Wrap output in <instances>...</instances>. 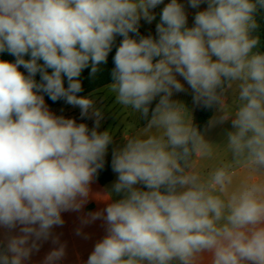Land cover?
Masks as SVG:
<instances>
[{"label": "clouds", "instance_id": "1", "mask_svg": "<svg viewBox=\"0 0 264 264\" xmlns=\"http://www.w3.org/2000/svg\"><path fill=\"white\" fill-rule=\"evenodd\" d=\"M262 19L264 0H0V55L14 58H0V228L18 230L0 264H25L49 240L43 264H59L53 229L90 198L104 207L81 223L104 235L85 264H264ZM113 48L107 92L136 117L121 144L99 130L94 93L80 95L82 73L95 78ZM180 93L215 110L204 130ZM225 124L221 141L207 136ZM110 146L116 179L101 196L91 186ZM217 150L225 158L202 168Z\"/></svg>", "mask_w": 264, "mask_h": 264}, {"label": "crops", "instance_id": "2", "mask_svg": "<svg viewBox=\"0 0 264 264\" xmlns=\"http://www.w3.org/2000/svg\"><path fill=\"white\" fill-rule=\"evenodd\" d=\"M147 33L153 34V31L150 30L149 32L147 31ZM93 93L97 102V107L104 110V119L101 121L99 130H112L114 133V142L117 144L119 141L118 134L123 128L124 119L128 122L130 119L134 118V115H126L119 106L114 105L115 97L107 92L106 86L91 92L90 94ZM46 104L48 105L47 102ZM48 107L57 115L75 118L77 122H85L88 124L89 128L93 126L94 121L92 119L85 118L84 120H81L79 108L68 104L57 110L51 109L49 105ZM117 127L120 128L116 129ZM107 157L111 159V155H108ZM91 187L94 194H99L101 196L109 189L108 185L103 186L96 179ZM113 198L115 199L116 197L113 196ZM103 207V201L90 198L89 202L84 206L81 212H67L62 214L65 221L63 226H58L53 229L54 234L59 236L61 243L66 245V255L59 264H85L89 254L93 250L94 244L103 237L104 229L102 228L100 221L88 225H82L81 217L85 216L90 211H97ZM78 228H81L82 232L87 235V239H85L83 235H76V230ZM15 234H18V230L9 233L8 230L0 228V241H6L9 235ZM54 247H56V245H53L50 240L42 242L39 252H34L25 264H43L45 256Z\"/></svg>", "mask_w": 264, "mask_h": 264}, {"label": "trees", "instance_id": "3", "mask_svg": "<svg viewBox=\"0 0 264 264\" xmlns=\"http://www.w3.org/2000/svg\"><path fill=\"white\" fill-rule=\"evenodd\" d=\"M140 31L143 35H148V33L145 32L142 28L140 29ZM260 35H261L262 49H264V19L261 20ZM114 54H115V48H113V51L109 54L107 64L101 66V70L100 72L97 73L95 78L90 77L89 75L90 69H86L82 73L81 80L83 85V91L80 93V95L85 96L111 83V69L114 67L112 58ZM0 58L8 59V60L14 59L7 53L0 55ZM37 79H39V76H37ZM45 100L50 106V108L53 110H57L60 107L67 105L63 100L53 102L47 96H45ZM213 114H214V109L209 110V109L200 108L195 123L201 128V130H204L206 128L208 120ZM110 161L111 159L106 157L105 167L103 170L99 172L96 178V180L103 186L108 185L114 179Z\"/></svg>", "mask_w": 264, "mask_h": 264}, {"label": "rangeland", "instance_id": "4", "mask_svg": "<svg viewBox=\"0 0 264 264\" xmlns=\"http://www.w3.org/2000/svg\"><path fill=\"white\" fill-rule=\"evenodd\" d=\"M165 2L167 3L168 0H165ZM163 6H159L156 11L159 12L160 9L162 8ZM202 7H204L202 5ZM189 24H191L192 22V13L194 10L192 9H189ZM158 19H159V16H157V21H154L152 24H148L146 22H141V27L142 29L145 31V32H149L150 30L153 31V34H155V24L156 22H158ZM174 98H177V99H180L182 100L183 102L186 103V105L189 107V108H194L193 104H192V97H191V94L190 93H180V94H177ZM199 109L200 108H194V111H193V115H194V122L196 121V118H197V115H198V112H199ZM124 113H126V115H133L131 114L130 112H126V111H123ZM136 122V117L134 116L133 119H130L128 122L124 119L123 121V128L120 130L119 134H118V138H119V141L117 144H121L123 141H122V135H123V132L125 131H131V129H127L125 127V125H128V124H131V123H134ZM138 124L140 126H142L144 124V121L143 120H139L138 121ZM230 125L228 124H225L223 126H218L214 129H211L207 132V136L212 139L213 141H221L223 139V132L229 128ZM120 127H117L116 129H119ZM110 129V128H109ZM108 155H111V146H110V149H109V154ZM109 158V157H108ZM225 156H224V153L222 150H217V154H216V158L214 160H205V161H202L201 162V167L204 168V169H207L211 166H213L215 163H217L219 160L221 159H224ZM114 175V181L116 179V174L113 173ZM113 181V182H114ZM113 182H110L108 184V187L109 189L111 188V185ZM117 198V197H116Z\"/></svg>", "mask_w": 264, "mask_h": 264}]
</instances>
